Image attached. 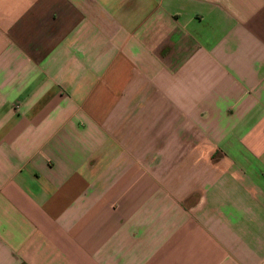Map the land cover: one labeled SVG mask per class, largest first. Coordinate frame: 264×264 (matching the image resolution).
Instances as JSON below:
<instances>
[{
  "label": "crops",
  "instance_id": "0c3cea01",
  "mask_svg": "<svg viewBox=\"0 0 264 264\" xmlns=\"http://www.w3.org/2000/svg\"><path fill=\"white\" fill-rule=\"evenodd\" d=\"M0 264H264V0H0Z\"/></svg>",
  "mask_w": 264,
  "mask_h": 264
}]
</instances>
